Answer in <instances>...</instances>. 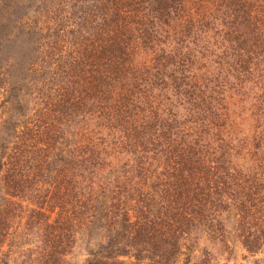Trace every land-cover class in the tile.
I'll return each instance as SVG.
<instances>
[{
    "label": "trees",
    "instance_id": "16d2710c",
    "mask_svg": "<svg viewBox=\"0 0 264 264\" xmlns=\"http://www.w3.org/2000/svg\"><path fill=\"white\" fill-rule=\"evenodd\" d=\"M94 1L95 9L100 11L99 44L93 48L88 40V44L81 45L83 52L70 53L67 64L59 68L69 79L57 81L54 94L62 112L84 109L80 120L85 123V133L60 167L68 185H48L35 193L33 204L39 217L33 220L35 240L28 250L32 252L30 263L75 264L69 256L80 233L102 228V242L90 249L83 264H176L184 242L193 234H205L209 241L217 240L230 249L231 231L224 221L227 215L236 221L235 235L246 252L264 251V173L243 175L237 165L245 155L264 156V123H259L264 120V64L260 68L264 45L256 39L258 34L250 36L216 20L206 32L216 49L195 38L190 48L174 53L176 59L192 65L193 59L202 62L194 65L198 75L188 86L184 101L189 124L183 133L167 136L163 143L161 135L159 156L149 161L150 165L160 160L156 163L162 168L155 178L158 185H150V190L144 188L146 185H131V189L136 188L132 202L127 185H91L88 181L95 173L92 167L100 169L104 157H110L118 147H138L143 151H134L137 155H147V146L138 137V124L148 122L133 118L128 111L139 101L132 100L133 90L114 93V84L124 78L131 88L132 79L139 76L144 80L159 69L153 56L158 50H172L173 42L158 44L160 40L153 39L152 33L169 35L168 26L183 0ZM110 24L114 27L107 34L104 30ZM132 34L136 35L134 43L129 42ZM145 40L152 44L144 45ZM200 49L210 55H203ZM173 62L171 58L169 64L175 66ZM225 65L228 68L223 71ZM248 85L259 88L258 95L245 91ZM233 95L249 103L247 110L254 112L251 141L243 134L237 101L235 109L228 104L236 99ZM143 103L159 120L158 103L151 99ZM125 118L127 128L123 127ZM139 164L142 169V158ZM263 164L264 160L255 166ZM204 255V262L211 261L208 250Z\"/></svg>",
    "mask_w": 264,
    "mask_h": 264
},
{
    "label": "rangeland",
    "instance_id": "374dc122",
    "mask_svg": "<svg viewBox=\"0 0 264 264\" xmlns=\"http://www.w3.org/2000/svg\"><path fill=\"white\" fill-rule=\"evenodd\" d=\"M95 10L94 0H0V227L3 231L0 264L8 261L9 264H32L29 259L32 252L28 250L33 248L35 240L33 220L39 217L34 210L35 193L48 185H68L60 167L72 155L69 151L76 150V145L83 140L85 123L80 120V114L84 109L62 112L54 94L57 81L69 79L59 68L67 64L70 53L83 52L81 45L88 44V40L93 43V48L99 44L100 11ZM176 12L168 26L169 35L152 33L153 39L160 40L158 44L173 42L172 50L164 53L158 50L153 56L159 67L154 75L144 80L139 76L132 79L134 85L131 88L124 78L114 84V93L133 90L132 100L139 101L128 111L133 118L148 122L144 126L138 124L137 135L143 138L147 155H137L134 151H143L138 147H118L111 151L110 157H104L105 163L103 161L100 169L92 167L95 173L88 181L91 185H127L132 202H135L136 188L131 189V185H146L144 188L149 190L152 189L150 185H158L155 178L160 176L162 168L156 163L160 160L157 158L150 165L149 161L154 155L159 156L161 135L163 143L167 136L173 138L178 135L176 133H183L189 124L184 116V101L190 91L188 86L198 75L194 65L202 62L193 59L192 65L190 61L176 59L174 53L190 48L195 38L198 43L216 49L215 41L206 38V32L212 29L216 20L250 36L257 33L256 39L260 38L264 45V0H183ZM113 27L110 24L104 31L109 34L108 30ZM132 40L134 43L136 35H131L129 42ZM144 43L152 44L149 40ZM200 51L210 55L205 50ZM196 54L199 55L198 49ZM171 58L175 66L169 64ZM227 68L225 65L223 71ZM244 87L253 95L260 92L259 88ZM242 91L240 88L239 92ZM233 96L236 99L228 104L235 109L237 101L236 111L244 127L240 126L251 141L253 124L250 123L254 122V112L247 110L249 103ZM148 99L158 103V113L162 116L159 120L153 118L151 108L143 103ZM126 120L128 118L124 119L125 128L128 127ZM259 123L263 124L264 120ZM92 127L96 129L95 124ZM145 137H149L147 144ZM141 158L142 169L138 167ZM263 160L264 156L245 155L237 165L243 175L264 173V166H255ZM224 221L231 231L228 234L230 249L217 240L209 241L205 234H193L188 242H184L176 264H264V251L258 254L246 252L235 235L236 221L230 215L225 216ZM104 233L102 228L81 232L70 260L83 264L90 249L98 248ZM205 250L211 254L209 262H204Z\"/></svg>",
    "mask_w": 264,
    "mask_h": 264
}]
</instances>
